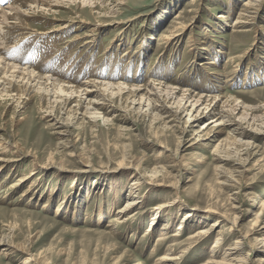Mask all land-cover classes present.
Segmentation results:
<instances>
[{
  "label": "rangeland",
  "instance_id": "374dc122",
  "mask_svg": "<svg viewBox=\"0 0 264 264\" xmlns=\"http://www.w3.org/2000/svg\"><path fill=\"white\" fill-rule=\"evenodd\" d=\"M85 1L80 10V0L53 9L20 2V16L0 30L3 53L20 69L98 86L68 110L54 98H0V143L22 148L0 154V264H264V0ZM108 82L150 93L112 96L100 86ZM168 86L181 92L167 98ZM213 88L234 100L177 104L182 91L215 97ZM90 100L97 112L86 111ZM214 105L231 118L222 134L212 124L207 139Z\"/></svg>",
  "mask_w": 264,
  "mask_h": 264
},
{
  "label": "bare ground",
  "instance_id": "6f19581e",
  "mask_svg": "<svg viewBox=\"0 0 264 264\" xmlns=\"http://www.w3.org/2000/svg\"><path fill=\"white\" fill-rule=\"evenodd\" d=\"M24 1L25 2H34L35 5L37 4V6H43V7L47 6V8L48 7H52V9H53V7L55 8V6H57V4L59 3V0H55V1L54 0H14V1L9 2L7 7H1L0 6L1 7L0 8V30L2 29L4 24L8 23V21L13 18V16H15V17H19L20 16V8H21L20 2L24 3ZM71 1H73V0H71ZM76 1H78V0H75V2ZM198 1L199 0L189 1V6L194 4V3H195V6L193 5L194 7L198 6ZM46 2L49 3V4L47 5ZM80 3L81 4H79V6H78L79 10L82 8V5H86V4L88 5V3L85 0H80ZM89 6H95V3L91 2L89 4ZM91 8H94V7H91ZM191 8H193V7H191ZM7 11L12 12V13L14 12V14L11 15ZM81 13H86V11L82 10ZM222 18L226 19L227 17H226V15H223ZM242 21H244V20H242ZM240 24H241V22H236L234 24V28H236ZM185 26H186L185 24H180V25H176L175 27H173L174 30H172L170 32V34L167 36L168 42L171 41L172 38L178 37L179 34H181V32L183 33V31L185 29ZM61 27H63V26L60 25L59 28H61ZM66 29H68V26L64 27V29L61 28L60 30H66ZM1 31H3V30H1ZM3 50L4 49L1 48V46H0V98L1 99L2 98L11 99L12 98L13 100H15V102H19L20 103V102H22V99H24L26 102H32L35 98H39L41 101H43V100L52 101L53 98H54V102H58V100L61 101L60 103H62L66 107V109L68 110V107H70L69 105L72 103V100L74 98L75 99L78 98L76 103L79 102L78 106L80 107V105H82V103L84 102L81 99V97H82L81 94L87 95L88 97L89 96L91 97L92 93L96 92L94 90V88H96L98 86L95 83H90L89 82V83H83V84H81L79 86H73V85H71L70 82H62L61 80H58L57 78L53 79L51 76H46V74L45 75H36L34 70H32V69L30 70V68H28V67H26L25 69H20V66H18L19 64L15 65L11 61V59L8 58V55L3 53ZM215 62H216L215 59H213L211 61L204 62V64H201V65L213 66V65H216ZM207 66H206V68H207ZM50 82H52V83H50ZM50 86H51V88H53V91L55 92L54 94L57 95L56 97H52ZM100 86L102 88L106 89V91L113 90V95L112 96H116V95L122 94L124 92V90H126V89H129L128 93H130V94H133V93L140 94V92H142L144 90H147L146 86H136V85L124 86V85H121V84H114V83H110V82L104 83V84L102 83V85L100 84ZM213 89H214L215 92H218V94L215 97H211V96L207 97V95H206V97H204L205 93L203 95H200V93L193 95V92L190 91V90L182 91L183 92L182 97L179 99L177 104L180 107V106L183 105L182 104L183 102H186V103L189 102V103L193 104L192 106L197 107V110L199 108L205 106V104H206V106H205L206 109H209L213 103L215 104V102H222L224 99H226V97L221 96L222 94H220L222 92V89H220V90H219V88L216 89V90H215V88H213ZM175 90L176 89L169 90V86H168V87H166L165 90H162V92L165 93L167 98L172 95V99H173L174 94H177V93L181 92V91L178 92V91H175ZM149 93H150V91L147 90V94L148 95H149ZM147 94H142L140 96V101L141 102L145 98H146L147 102L151 101L150 96H148ZM101 96H102V94H101ZM98 98H96V99L98 100ZM176 98H178V97H176ZM230 100H234V99H231L230 97H228L225 102H230ZM208 102H211V105L207 106ZM234 102H237V100H235ZM66 105H68V106H66ZM85 108H86L87 112H89L91 110L94 111V112L98 111V109L96 108L95 101H92V100L89 101V103L87 104V106H85ZM70 110H72V109L70 108L69 111ZM214 111H217L216 105L213 106V108L211 109L210 112H214ZM234 111L235 110L233 109L232 113H235ZM216 113L219 115V117H216L214 120H212L211 123L209 122L208 127L205 128V131H207L208 128L212 124L220 123L219 125H217L219 127L218 128L219 129L218 133L222 134L224 132L225 128H223L221 126L224 125L225 118H229L230 119L231 117H230V115L225 113V110H219V111L215 112V114ZM238 117L241 118L244 121L248 119V115L247 114L238 115ZM195 120H197V117H195ZM204 125H207V124H204ZM239 127H240V125H239ZM236 132L241 137H247L248 136V133L242 128L241 129H236ZM212 133H213V130H208L206 132L205 136L207 137V139H209L210 135L212 136ZM218 136L219 135H214L213 138L218 137ZM241 141L242 140H239L238 138H236V143L237 142L241 143ZM3 143L4 144L0 143V150H1L0 154H7V153H11L12 151H13V153H15L14 151L21 152V150H22L21 145L18 144V143H10V142L9 143L3 142ZM254 145H256V144H254ZM219 148H221V146H219ZM5 160H6V158L4 156H0V162H4ZM49 160H50V162H49L48 166H54L55 161L54 160L51 161V159H49ZM199 162L202 163V160H200ZM142 164L143 163H142V161L140 159V160L134 162L133 166L136 165L135 167L137 169H139ZM35 165H38V162L35 161ZM0 170H1V166H0ZM153 172H157V169H155ZM32 175H34V172H32L31 174L27 175L26 177H22L19 180V183H18L17 186H19L20 184H24V182L29 180V178H31ZM134 185H138V182L135 181ZM16 187H14V188H16ZM114 187H115V185H114ZM114 189H115V193H116V196H117L118 195V189L117 188H114ZM139 204L140 203L136 199L129 200L126 203V207L124 208V210H127L126 212H132L135 209H137L136 207H138ZM114 206L115 205L112 204L111 207L113 208ZM119 212L121 213L122 211L120 210V211H118V213ZM207 212L208 213H212V214H219L218 212H216L214 210L207 211ZM107 213H108V211L106 212L105 208L102 207L100 215H99V217H100L99 221L100 222L105 220ZM115 215H116V213H115ZM128 216H130V215H128ZM158 217L160 218L159 214L155 215V217H154V219L152 221V225L150 226V230H154L155 226L158 225V222H159L158 221V219H159ZM118 220H119V218H118ZM121 220H122V218H121ZM217 222L218 221H215L213 227H216V223ZM201 223H203L202 219H201L199 224L201 225ZM123 224H126V222H123ZM179 230H181V229H179ZM162 232H163L162 233L163 235L161 234V236H159V239H158L159 242L165 240L163 238L164 231H162ZM205 233L203 234V233L198 232V237H201L200 234L205 235ZM171 237L172 238H178V237H180V233L177 231V232H175V234L171 235ZM221 241H222V239L220 237H218L215 248L218 249L219 245L221 246ZM1 244H2V241H0V245ZM8 249L9 250H6V251L13 252L15 247L14 246H9ZM15 250H17V249H15ZM118 250L119 249H117V251ZM153 251L157 252L158 249H156V247H154ZM25 260H26L25 264H30L31 262H35V259L32 260V261H29L30 259H25ZM161 262H164V261L162 260Z\"/></svg>",
  "mask_w": 264,
  "mask_h": 264
}]
</instances>
